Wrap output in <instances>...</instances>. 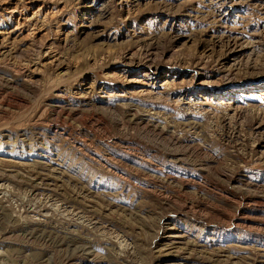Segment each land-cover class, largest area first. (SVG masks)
<instances>
[{
  "label": "rangeland",
  "instance_id": "obj_1",
  "mask_svg": "<svg viewBox=\"0 0 264 264\" xmlns=\"http://www.w3.org/2000/svg\"><path fill=\"white\" fill-rule=\"evenodd\" d=\"M0 264H264V0H0Z\"/></svg>",
  "mask_w": 264,
  "mask_h": 264
}]
</instances>
